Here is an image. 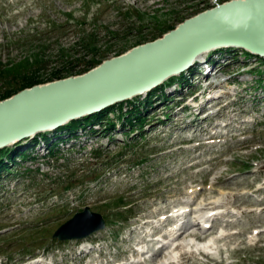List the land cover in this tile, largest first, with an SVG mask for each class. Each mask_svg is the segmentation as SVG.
<instances>
[{
	"label": "rangeland",
	"instance_id": "rangeland-1",
	"mask_svg": "<svg viewBox=\"0 0 264 264\" xmlns=\"http://www.w3.org/2000/svg\"><path fill=\"white\" fill-rule=\"evenodd\" d=\"M227 1L0 0V95L58 74L76 76ZM197 68L210 76L215 68L227 75L211 78L208 83L222 85L200 95L206 100L220 93L219 104L205 103L221 109L216 117L205 120L202 114L194 121L198 110L180 111L193 101L176 104L191 72L182 88L174 79L149 101L139 99L138 112L110 116L107 127L63 130L12 153L0 152V263L140 260L134 247L146 252L142 237L175 225L170 218L159 229L158 218L186 206L187 234L180 241L186 246L157 253L154 263L172 255L174 264H264V60L239 51L214 52L193 68L201 85L186 90L194 93L205 83ZM87 207L103 217L104 230L82 241L54 238ZM209 220L212 229L193 226ZM191 233L213 241L209 255L195 251L204 240L186 237ZM149 242L151 247L161 243ZM83 249L93 250L86 255Z\"/></svg>",
	"mask_w": 264,
	"mask_h": 264
},
{
	"label": "water",
	"instance_id": "water-1",
	"mask_svg": "<svg viewBox=\"0 0 264 264\" xmlns=\"http://www.w3.org/2000/svg\"><path fill=\"white\" fill-rule=\"evenodd\" d=\"M228 48L264 58V0L218 4L84 74L38 84L0 101V150L143 96L210 52ZM105 228L103 217L87 207L54 238L82 240Z\"/></svg>",
	"mask_w": 264,
	"mask_h": 264
},
{
	"label": "bare ground",
	"instance_id": "bare-ground-1",
	"mask_svg": "<svg viewBox=\"0 0 264 264\" xmlns=\"http://www.w3.org/2000/svg\"><path fill=\"white\" fill-rule=\"evenodd\" d=\"M196 16V15H195ZM235 51H237V50H235ZM128 52V51H127ZM221 55H222V53H220ZM211 55V54H210ZM208 58H209V55L207 54L206 56H203L195 65H197V64H205L206 63V61L208 60ZM215 69H217V68H215ZM218 70V69H217ZM201 76H204V75H201ZM207 76H209L208 75V73L205 75V77L204 78H206ZM182 82V81H181ZM181 82H176V84H177V86L176 87H178V88H182L181 87ZM219 82H222V81H218L217 83H219ZM223 83V82H222ZM184 86V85H183ZM188 86H184V88H182L181 90H179L180 92H181V94H183V96H184V98H179V101H177L176 102V104H179L180 106H182L183 104H184V102H185V100L186 99H188L189 97H190V94L192 93V92H190V91H187L186 90V88H187ZM189 88V87H188ZM190 89V88H189ZM184 90H186V92H184ZM220 91H222V90H220ZM178 92V90L177 89H175V91H174V93H177ZM212 97H214V98H212V97H210V98H208V97H206V100H205V98H203V97H196L195 99H193L192 101H193V104H189V105H184L183 106V108L180 110V111H188L189 109H191V107L193 108V109H196V110H198V113L194 116V121H197V119H199V117H201L202 116V111H203V108L205 107V103L207 102V101H209V100H215L216 101V103H217V101H219V99L221 98V95H220V93L218 94V95H211ZM145 96H143L142 98H144ZM205 97V96H204ZM204 99L205 101H203L202 103L200 102L199 103V100L200 99ZM181 101H183V102H181ZM199 103V104H198ZM217 104H219V102L217 103ZM193 105V106H192ZM164 107V106H163ZM160 108H162V106L161 107H159V108H157V109H155V111H157V112H153V114H155V115H157L158 113H159V111H160ZM220 110L221 109H218V110H214L213 112H211V113H209L208 115H207V117H216V115L220 112ZM212 115V116H211ZM145 119L146 118H143L142 120H137V121H135V122H131L127 127H131L130 129H132L134 126H136V124H138V122L139 121H145ZM203 119H206V117L205 118H203ZM134 123V124H133ZM196 123V122H195ZM201 123V122H200ZM156 124V123H155ZM176 125V124H175ZM57 131V130H56ZM54 131H52V132H50V133H48V132H46L48 135H50V134H53V135H55L56 133H53ZM38 136V135H37ZM217 136L218 135H216V134H214V135H212V137H210V139H215V138H217ZM57 138V137H56ZM210 139H208V140H210ZM28 140V139H27ZM29 141H32V140H29ZM28 141V142H29ZM213 143L214 142V140H210V142L209 143ZM21 143V142H20ZM23 143V142H22ZM201 143H206V142H201ZM15 145V144H14ZM14 145H11L10 147L12 148ZM36 146V145H35ZM219 179V183H220V179L221 178H218ZM184 209L186 208V206L185 207H183ZM214 210V209H213ZM179 216H181V215H177V217H179ZM168 219H170V217L168 216V218H166L164 221H167ZM163 221V222H164ZM169 221V220H168ZM147 222H149V221H147ZM146 222V223H147ZM160 222V225L157 227V228H163V223L161 222V221H159ZM207 222H209L210 223V220L209 221H206L205 223H207ZM176 224V223H175ZM175 226V225H174ZM180 225H179V223H177V225L175 226V228L174 227H172L171 228V230L170 231H166V232H163V230H161V236H160V238L162 239V238H165L166 240H167V238H170L169 240H167V241H165V243L163 242V244H162V247H161V249H158L156 252H155V254L151 257V258H149L148 259V257L151 255V254H153L154 253V251H155V248H154V246L153 247H151L148 243H150L149 241H153L151 238V236H153L154 234H156V230H154V232L152 233V234H148L146 237H142V239H141V241H140V244H142V245H144V244H146V246H143L142 248L144 249L145 247L147 248L146 249V252H144L142 255H141V259L139 260V261H133V262H131V263H127V264H151V263H153V264H156V263H154V260H156V259H154V257H155V255H157V253L160 255V254H162L164 251H168V250H170V249H173L174 247V252H176V250H179L180 248H183V246H186V244L185 243H180V241L182 240V238H183V235L184 234H187V233H185V230H184V224H182L180 227H179ZM193 226H198L199 227V229H198V231H202L203 230V228H202V226H201V224H200V222L199 221H197V222H195L194 223V225ZM179 227V228H178ZM213 227H209L208 229H212ZM223 236H225V235H223ZM147 237H150V238H147ZM186 237H192L193 239H196V240H204V241H201L199 244H196L195 245V248H196V250L195 251H197V252H199L200 254H205V255H209L210 254V249H211V247H212V245L211 244H213V241H209V240H206V238L207 237H205V236H202V235H198V233H191V234H188ZM185 237V238H186ZM205 238V239H204ZM213 239V238H212ZM217 239V238H216ZM224 239H225V237H224ZM160 242V241H159ZM212 242V243H211ZM82 243H85V242H82ZM171 243V244H170ZM215 243V242H214ZM158 244V243H157ZM216 244V243H215ZM139 245V244H138ZM192 245V244H191ZM217 245V244H216ZM214 246V245H213ZM85 249V248H84ZM83 249V250H84ZM87 249V248H86ZM184 249V248H183ZM83 252H87V250L86 251H82V253ZM91 251H88V253H90ZM176 258V257H175ZM151 259V260H150ZM172 259H174V257L171 255L169 258H167L166 259V261H164L163 262V264H174L175 262H174V260H172ZM214 259V258H213ZM150 260V261H149ZM185 260V259H184ZM180 263V262H179ZM178 263V264H179ZM34 264H40L39 262H37V263H34ZM97 264H99V263H97Z\"/></svg>",
	"mask_w": 264,
	"mask_h": 264
},
{
	"label": "trees",
	"instance_id": "trees-1",
	"mask_svg": "<svg viewBox=\"0 0 264 264\" xmlns=\"http://www.w3.org/2000/svg\"><path fill=\"white\" fill-rule=\"evenodd\" d=\"M173 29H175V27H171L169 30H173ZM165 33V32H164ZM154 40V39H153ZM230 51H233V50H230ZM245 55H247V58L248 57H254L253 55H251V54H249V53H247V52H245ZM259 60H261V59H259ZM100 63H97V64H92V65H89V67L87 68V70L86 71H83V72H79L78 74H76V75H79V74H83V73H85V72H88L89 70H91V69H93L94 67H96V66H98ZM69 76H73V75H68V76H62L61 74H58V75H55V76H53V77H51L50 79H48L47 81H45L46 83L47 82H51V81H55V80H60V79H64V78H67V77H69ZM180 81H184V78H181V79H179ZM44 82H37V83H30L29 85H27L26 87H22V89H24V88H27V87H32V86H34V85H38V84H43ZM17 91L18 90H16V91H7L6 93H3L2 95H0V101H2V100H5V99H7V98H10L11 96H13L14 94H16L17 93ZM19 92V91H18ZM151 98V97H150ZM150 98L148 99V101L150 100ZM137 100H135L134 102H129L128 103V105L130 106V108L128 109V112H127V114L129 113V114H132V113H136V112H138V109H140V104H139V102H136ZM139 104V105H138ZM114 107H112V108H110V109H107V110H105L103 113H101V114H99V115H95L96 117H97V122H102V121H108L109 119H107V118H109V116H110V113H114V114H116L117 112H119V111H116L115 109H113ZM123 109H124V107H123V105H120V107H119V110L120 111H122V113H120V115H121V117H123V116H125L126 115V112H125V114L123 113ZM136 115V114H135ZM92 117H94V116H92ZM92 117H89V118H84V119H82V120H78V121H73V122H71V123H69L67 126H65V127H63V128H61L60 129V131H62V130H69L70 132H77L79 129H81V128H85V127H87V126H90L88 123H86V121L87 120H89V119H91ZM3 151H5V150H3ZM7 152H10V153H12V152H14V150H12V151H9V150H7Z\"/></svg>",
	"mask_w": 264,
	"mask_h": 264
}]
</instances>
